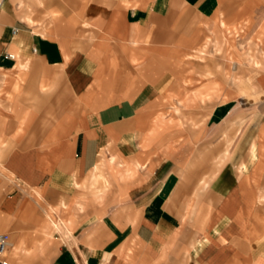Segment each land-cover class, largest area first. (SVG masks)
<instances>
[{
  "label": "crops",
  "instance_id": "obj_1",
  "mask_svg": "<svg viewBox=\"0 0 264 264\" xmlns=\"http://www.w3.org/2000/svg\"><path fill=\"white\" fill-rule=\"evenodd\" d=\"M224 7L0 0V231L11 233L9 258L264 264V70L225 97L215 88L207 125L165 124L171 103L199 107L202 91L182 78L184 55L227 23ZM218 37L193 53L209 40L222 53ZM258 42L264 58V33ZM105 168L115 171L109 179ZM102 177L112 193H95Z\"/></svg>",
  "mask_w": 264,
  "mask_h": 264
},
{
  "label": "rangeland",
  "instance_id": "obj_2",
  "mask_svg": "<svg viewBox=\"0 0 264 264\" xmlns=\"http://www.w3.org/2000/svg\"><path fill=\"white\" fill-rule=\"evenodd\" d=\"M223 2L225 5L223 11L228 24L223 23L221 28L219 25L213 26L214 31L207 34L200 45L191 51L193 53L196 49L201 48V45L208 41V36L212 39L220 36L217 45L219 48L222 47V53H218L214 40H209L204 49L205 53L184 55L186 62H188L186 63L188 68L183 71L182 78L191 85L190 88L193 92L196 90L202 91L199 107L195 109L189 105L184 106L178 101L171 103V110L166 113H169L166 121H171L166 122V125L186 124L193 127L207 125L208 113L219 97L216 92V96H214L215 88L222 92V97H225L224 93L231 90V88L233 89L235 85L238 86L237 83H242L244 79L252 80L256 74L264 70L262 48L258 42V39L264 33V0H223ZM34 12L36 11L33 9L31 14ZM44 24L42 21L41 26L44 27ZM226 48L235 49L232 52H234L236 63L231 64L228 57L230 50L228 51ZM238 88H240V85ZM176 109H180V113L176 112ZM204 112L205 116L203 115ZM104 173L107 176L115 173V171L112 168H105ZM99 180L92 183L95 193L97 191L106 193L114 191L116 185L113 181H107L103 177ZM20 186L24 187L23 185ZM48 213L63 231L68 230V222L64 215L60 214L58 216L53 212V209H48ZM193 215L194 217L197 216V214L191 213L190 217ZM47 217L50 219L48 215ZM65 234L63 233V235ZM11 259L25 264L22 260H19V257Z\"/></svg>",
  "mask_w": 264,
  "mask_h": 264
},
{
  "label": "built area",
  "instance_id": "obj_3",
  "mask_svg": "<svg viewBox=\"0 0 264 264\" xmlns=\"http://www.w3.org/2000/svg\"><path fill=\"white\" fill-rule=\"evenodd\" d=\"M11 244V233L0 231V264H22L8 257Z\"/></svg>",
  "mask_w": 264,
  "mask_h": 264
}]
</instances>
